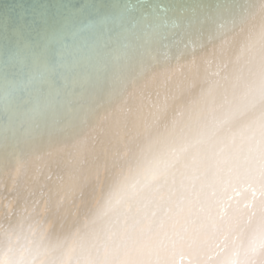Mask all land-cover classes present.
Segmentation results:
<instances>
[{"label": "clouds", "instance_id": "obj_1", "mask_svg": "<svg viewBox=\"0 0 264 264\" xmlns=\"http://www.w3.org/2000/svg\"><path fill=\"white\" fill-rule=\"evenodd\" d=\"M208 15L196 0L104 13L101 71L70 88L87 118L53 101L0 138L19 187L0 264H264V0L224 32Z\"/></svg>", "mask_w": 264, "mask_h": 264}, {"label": "bare ground", "instance_id": "obj_2", "mask_svg": "<svg viewBox=\"0 0 264 264\" xmlns=\"http://www.w3.org/2000/svg\"><path fill=\"white\" fill-rule=\"evenodd\" d=\"M161 5L173 0H152ZM208 10V20L219 32L227 31L244 0H196ZM144 0H0V138L5 133L27 136L36 114L60 101L67 120H85L82 101L70 92L78 69L79 82L92 65V34L111 21L104 13L112 5L136 8ZM120 53L113 59L118 61ZM63 81V87H61ZM6 118V119H5ZM20 167H23L21 162ZM34 161L32 177H40ZM13 177L0 175V211L17 196Z\"/></svg>", "mask_w": 264, "mask_h": 264}]
</instances>
